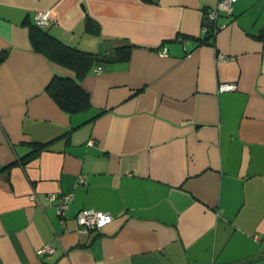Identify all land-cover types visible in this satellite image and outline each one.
Instances as JSON below:
<instances>
[{
  "label": "crops",
  "instance_id": "1",
  "mask_svg": "<svg viewBox=\"0 0 264 264\" xmlns=\"http://www.w3.org/2000/svg\"><path fill=\"white\" fill-rule=\"evenodd\" d=\"M217 3L0 0V264H264V0L205 32ZM40 11L95 55L83 110L46 89L75 72L34 48ZM82 208L112 219L79 231Z\"/></svg>",
  "mask_w": 264,
  "mask_h": 264
},
{
  "label": "trees",
  "instance_id": "2",
  "mask_svg": "<svg viewBox=\"0 0 264 264\" xmlns=\"http://www.w3.org/2000/svg\"><path fill=\"white\" fill-rule=\"evenodd\" d=\"M212 31V29H210ZM34 48L50 60L75 72L74 77L54 75L47 85V91L54 101L68 113L83 110L89 106L88 93L82 88L80 79L94 64L95 55L69 46L45 31L43 27L32 26L29 30ZM124 55L127 48L121 49ZM2 58V57H0ZM44 144H34L27 157L36 155Z\"/></svg>",
  "mask_w": 264,
  "mask_h": 264
},
{
  "label": "built area",
  "instance_id": "3",
  "mask_svg": "<svg viewBox=\"0 0 264 264\" xmlns=\"http://www.w3.org/2000/svg\"><path fill=\"white\" fill-rule=\"evenodd\" d=\"M236 0H218L217 7L214 11L208 12L207 16L208 19H212L217 21V18L219 17V12L224 11L226 14L231 15L233 12V5ZM49 12L48 11H40L36 16V22L35 24L38 27H45L49 24ZM225 27V24L223 23H216L213 28L214 29H220ZM213 28H211L213 30ZM203 30L208 32L210 30L209 26L207 24L204 25ZM161 54L165 55V52L163 51ZM100 71V69H98ZM236 86L235 84H220L218 86V90H231L234 89ZM78 184L86 183V180L84 177H80L78 179ZM30 198H34V194L30 195ZM50 201L55 200V195L51 194L47 197ZM73 199L72 193H65L61 196L60 200L56 203V208L58 213L63 214L65 210L68 209L70 201ZM112 217L109 214H106L102 211H96L90 208H82L76 213V221L78 224V230L79 231H89V230H95L99 231L105 224H107ZM55 247L51 244L43 245L39 250V254H53L55 252Z\"/></svg>",
  "mask_w": 264,
  "mask_h": 264
},
{
  "label": "water",
  "instance_id": "4",
  "mask_svg": "<svg viewBox=\"0 0 264 264\" xmlns=\"http://www.w3.org/2000/svg\"><path fill=\"white\" fill-rule=\"evenodd\" d=\"M206 24L209 26V28H213V26L216 24V19L215 20H212V19H208V16H207V20H206Z\"/></svg>",
  "mask_w": 264,
  "mask_h": 264
}]
</instances>
